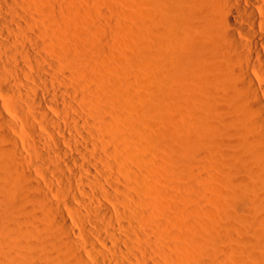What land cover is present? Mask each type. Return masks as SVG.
Here are the masks:
<instances>
[{
    "label": "bare ground",
    "instance_id": "1",
    "mask_svg": "<svg viewBox=\"0 0 264 264\" xmlns=\"http://www.w3.org/2000/svg\"><path fill=\"white\" fill-rule=\"evenodd\" d=\"M74 1L0 0V264H264V0H133L104 70Z\"/></svg>",
    "mask_w": 264,
    "mask_h": 264
},
{
    "label": "rangeland",
    "instance_id": "2",
    "mask_svg": "<svg viewBox=\"0 0 264 264\" xmlns=\"http://www.w3.org/2000/svg\"><path fill=\"white\" fill-rule=\"evenodd\" d=\"M53 1H58V0H53ZM74 1V0H73ZM80 1V2H79ZM61 2H62V0H61ZM60 2V0H59V2L58 3H61ZM75 2V1H74ZM76 2H77V4H79V6H81L80 8H81V11H82V13L80 12L79 13V15H80V17L78 16V15H76L77 17H78V19H79V21L80 22H83V20L85 19H89V21L90 22H95L96 20H97V22L99 21V20H101V21H99L100 23L101 22H103L102 21V19L100 18V17H98L97 15H95L96 16V20L94 19V15H93V13H92V10L94 11V13L96 14L97 13V10L100 12L101 10H102V18H103V20H104V22L103 23H99L100 24V27H99V29L100 30H97V32H94V34H95V37H93L94 38V40L96 41V44H98V46L100 47L99 49H101V45H103L104 44V47L102 46V49H101V51H99V53H98V51H96L95 53L100 57L101 56V60L98 62L99 63V66L101 65L102 67H101V69L102 70H104V69H106L107 67L108 68H115V69H121V64H120V62H119V60L117 61V59L119 58V57H121L123 54H130L129 56H134L135 55V53H134V42L136 41L135 40V33H136V31H135V29L133 28L134 27V25H133V23H134V20L131 18L132 17V13H133V5L132 4H134V1L133 0H76ZM82 4V5H81ZM83 7H85V8H83ZM113 7H115V8H113ZM118 7V8H117ZM94 8V9H93ZM97 10H96V9ZM113 8V9H112ZM83 9V10H82ZM119 9V10H118ZM88 10V11H87ZM91 10V11H90ZM96 11V12H95ZM107 13H106V12ZM114 11V12H113ZM118 11V15L116 14V12ZM121 13H120V12ZM88 12H90V13H88ZM111 12V13H110ZM90 14H92V15H90ZM99 14V13H98ZM100 15V14H99ZM120 15V16H119ZM110 17V20H109V18H106V17ZM82 17V18H81ZM84 17V18H83ZM98 17V18H97ZM100 18V19H99ZM108 19L109 21H113L114 23H116V24H114V25H112L111 26V24H113V22L111 21V23H108L107 22V20L106 19ZM120 20H119V19ZM82 21H81V20ZM92 19H93V21H92ZM117 19V20H116ZM84 20V21H85ZM119 21V22H118ZM106 23V24H105ZM123 23V24H122ZM116 25V26H115ZM118 25V26H117ZM120 25V26H119ZM102 26V27H101ZM111 28H110V27ZM103 28V29H102ZM116 29V30H114L113 31V29ZM117 28H118V30H117ZM102 29V30H101ZM112 29V30H111ZM106 30V31H105ZM120 30V31H119ZM100 31H102L100 34H99V32ZM109 33H108V32ZM104 32H106L107 34H105V35H103V36H101V34H103ZM99 34V35H98ZM109 34V35H108ZM111 34V35H110ZM93 35V34H92ZM104 36H106V37H104ZM108 36H110V37H108ZM137 36V35H136ZM96 38H98V39H96ZM110 38H112V39H110ZM99 39H101V40H99ZM144 40V39H143ZM141 41H142V39H141ZM154 41H155V39L153 38V40H151L150 42H151V44L150 45H152V46H150V48H147V49H150V51L149 52H147L146 54H145V50L142 52V54L144 55H148V57H149V59L151 60V56H152V53L154 52V49H155V44H154ZM98 42V43H97ZM140 42V41H139ZM144 43L146 42V41H143ZM100 43V44H99ZM136 43V42H135ZM141 43V42H140ZM134 44V45H133ZM106 46H108L107 48H106ZM142 46H143V43H142ZM148 45H147V47H149ZM110 47V48H109ZM144 49H146V45L144 44ZM142 47V48H143ZM106 50H107V52H106ZM130 51V52H129ZM114 52V53H113ZM128 52V53H127ZM109 53V54H108ZM113 53V54H112ZM155 53V52H154ZM154 53H153V56L152 57H154ZM95 54V57L97 58V55ZM111 54V55H110ZM116 54V56H112V55H115ZM141 54V55H142ZM150 55V56H149ZM98 57V58H99ZM111 57V58H110ZM104 58V59H103ZM115 58V59H114ZM110 61H109V60ZM116 60V61H115ZM114 61V62H113ZM104 62H105V64H104ZM108 62V63H107ZM119 62V63H118ZM117 63V64H116ZM111 66H110V65ZM107 66V67H106ZM110 66V67H109ZM103 67H104V69H103ZM107 68V69H108ZM125 80H123L122 82H117V84H118V86H119V88H120V86H122L123 87V90H126V89H128V86L126 85L127 83H125L124 82ZM124 85V86H123ZM121 87V88H122ZM127 87V88H126ZM153 87H155L154 89H155V91H153L152 93H153V95L155 94V97L156 98H158L159 96H160V98H158V100L159 101H163V103L161 104L160 102H158V104H161V106L166 102V103H168V102H173V101H175L176 100V98H177V96H178V91H177V93H176V88H173L172 86V88H170V86L168 85V84H166L165 82H163L162 84H160L159 86H157L156 87V85H153ZM153 89V90H154ZM171 97H173V98H171ZM163 98V99H162ZM167 98H169V99H167ZM165 99L166 100H172V101H165ZM164 106V105H163ZM156 107L157 106H155V108H154V110H156ZM4 111H5V109H4ZM177 113L178 114V112L177 111H174V113ZM152 120L154 121L153 122V126L152 125H150V126H152V127H147V130H148V133H150V135L149 136H151L152 137V139H157V138H163V139H165V138H168V137H170V134H171V132H174V128H176V124H174V123H170V122H167V121H165L163 118H160V117H156L155 115H153L152 116ZM181 128H182V125H181ZM150 129V130H149ZM150 137V138H151ZM184 137H187V138H196L195 137V135H194V133L193 134H186V133H184ZM151 139V140H152ZM155 140H152V143L155 141ZM155 144H156V141H155ZM153 148L155 149V147H157L156 145H154L153 144ZM197 146V145H196ZM153 149V150H154ZM195 149L197 150L198 149V147H195ZM155 151L158 153V149L156 148L155 150H154V153H155ZM158 157H159V159L160 160H162V158L160 157L161 155H160V152L158 153ZM155 156H156V154H155ZM166 161V163L164 164L166 167L168 166V167H171L172 166V163L169 161V159H166L165 160ZM173 178V180L172 181H174V184L176 185L177 184V182L179 183V184H177L178 186H180V187H178V186H176L177 188H175V185L174 186H170V184L168 183H166L165 181H163L162 182V180L161 181H159L158 183H156V184H160V186H158V185H156L157 187L156 188H158V187H160V189L162 188V190H163V188H164V190L166 191V190H169V191H173L174 192V190L176 191L175 193H180V192H182L183 190H181L182 188H186V187H188V185H190L191 184V181L190 180H188V179H185V178H181L180 179V177H177L176 178V176H172ZM176 180H175V179ZM183 179V180H182ZM190 181V182H189ZM176 182V183H175ZM169 186V187H168ZM171 187H174L173 189L171 188ZM172 189V190H171ZM159 190V189H158ZM157 190V191H158ZM180 191V192H179ZM164 192V191H163ZM162 192L159 190L158 191V194H161ZM232 210H234V208H232ZM250 239L251 238H249V242H250ZM251 241H252V239H251ZM245 242H247V243H244L243 242V244H241L242 245V247L244 246V249H250V251L251 250H254V246L252 245L253 244V242H251V243H249L248 242V240H246ZM0 247L2 248L3 246L1 245V243H0ZM4 248V247H3ZM2 248V249H3ZM253 248V249H252ZM2 249H0V250H2ZM0 252H2V251H0ZM251 264H253L254 262H250ZM255 264H257V263H255Z\"/></svg>",
    "mask_w": 264,
    "mask_h": 264
}]
</instances>
